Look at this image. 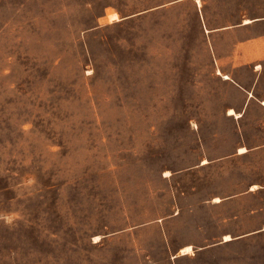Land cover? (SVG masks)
Listing matches in <instances>:
<instances>
[{
	"label": "rangeland",
	"instance_id": "374dc122",
	"mask_svg": "<svg viewBox=\"0 0 264 264\" xmlns=\"http://www.w3.org/2000/svg\"><path fill=\"white\" fill-rule=\"evenodd\" d=\"M0 264H264V0H0Z\"/></svg>",
	"mask_w": 264,
	"mask_h": 264
},
{
	"label": "bare ground",
	"instance_id": "6f19581e",
	"mask_svg": "<svg viewBox=\"0 0 264 264\" xmlns=\"http://www.w3.org/2000/svg\"><path fill=\"white\" fill-rule=\"evenodd\" d=\"M247 23H249V21L247 22ZM230 114L231 115H233V114H235L234 113V110H230ZM240 151H242V150H240ZM240 153V152H239ZM206 163V162H205ZM229 239V238H228ZM189 251H191V248L189 247V248H186V250H184V252L183 253H188Z\"/></svg>",
	"mask_w": 264,
	"mask_h": 264
},
{
	"label": "crops",
	"instance_id": "0c3cea01",
	"mask_svg": "<svg viewBox=\"0 0 264 264\" xmlns=\"http://www.w3.org/2000/svg\"><path fill=\"white\" fill-rule=\"evenodd\" d=\"M228 238H229V239H228ZM226 240L229 241V240H231V238H230V237H227ZM187 248H189V247H187ZM190 248H191V247H190ZM184 250H186V248H185ZM184 250H182V253L184 252ZM183 254H187V253H183Z\"/></svg>",
	"mask_w": 264,
	"mask_h": 264
},
{
	"label": "clouds",
	"instance_id": "9594fccd",
	"mask_svg": "<svg viewBox=\"0 0 264 264\" xmlns=\"http://www.w3.org/2000/svg\"><path fill=\"white\" fill-rule=\"evenodd\" d=\"M8 219H11V217H8Z\"/></svg>",
	"mask_w": 264,
	"mask_h": 264
}]
</instances>
